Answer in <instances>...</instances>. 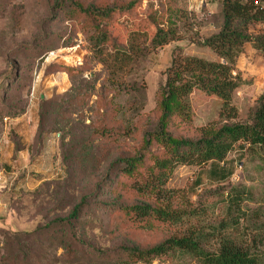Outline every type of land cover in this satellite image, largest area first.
<instances>
[{
    "label": "rangeland",
    "instance_id": "1",
    "mask_svg": "<svg viewBox=\"0 0 264 264\" xmlns=\"http://www.w3.org/2000/svg\"><path fill=\"white\" fill-rule=\"evenodd\" d=\"M59 1L63 0H0V168L4 177H9L6 173H13L14 166L6 160L9 138L14 134L10 132L11 126L5 127L8 114L19 116L28 109L35 113L30 119L36 120L38 116L40 123V106L44 100L49 113L43 123L44 129L53 131L57 146L49 159L53 166L45 161L39 169L51 180L35 195L33 203L28 198L16 203L18 211L25 210L20 215L30 221L36 220L39 214L44 225L55 217L67 216L82 197L92 194L94 199L89 211L76 225L81 239L104 249L125 243L151 247L167 237V229L160 227L142 233L122 230L120 216L101 209L99 203L117 200L131 204L139 198L129 190L127 180L120 183L119 178L112 177L105 184V176L113 161L133 155L142 141L143 132L155 121L157 92L166 80L175 50L181 47L188 55L207 61L217 60L211 49L201 46V41L218 33V30H211L215 27L212 23H219L218 2L213 0L200 5L197 0H143L132 14L117 19L111 26L117 45L130 48L131 56L112 48L106 49L104 57L98 61L81 25L67 22L63 14L55 10L54 5ZM79 1L89 4L115 0ZM189 10L192 17L187 16ZM168 16L182 40L149 55L148 39L155 26L167 27ZM261 32H264V24L251 29L253 35ZM138 56L146 57L136 63ZM63 67L72 70L71 75L61 71ZM133 67L137 71L134 79L143 80L146 86L141 115H129L124 119L113 117L112 123L110 119L104 123L109 110L131 101L128 95H121L110 87L108 81H128ZM233 74L242 81L234 93V105L239 112L238 121H243L264 93V54L256 51L251 43L246 44ZM191 106L192 121L174 129L178 135L196 137L201 128L220 123L222 102L217 97L195 91ZM92 122L94 128L104 124L117 130L130 127L131 135L111 144V155L104 160L100 147L105 146V142L94 138V143L88 144L94 131L88 128ZM152 151L164 154L161 148ZM167 188L184 191L194 206L199 201L201 205L208 202L215 213L220 211L224 193L239 192L248 216L246 233L240 231L238 221L231 220L226 235L264 259V152L255 156L238 146L224 164L180 165L169 179ZM29 245L35 252L42 250L34 239ZM57 245L56 242L45 246L52 251ZM11 251L16 252L17 247L13 245ZM4 254L0 244V257ZM45 255L49 256L50 264H72L71 259L63 257L61 249ZM87 264L94 262L89 258ZM153 264L198 263L187 257Z\"/></svg>",
    "mask_w": 264,
    "mask_h": 264
},
{
    "label": "trees",
    "instance_id": "2",
    "mask_svg": "<svg viewBox=\"0 0 264 264\" xmlns=\"http://www.w3.org/2000/svg\"><path fill=\"white\" fill-rule=\"evenodd\" d=\"M142 1L115 0L110 3L85 4L79 0H63L57 2L54 8L63 14L67 22H78L81 25L94 58L101 61L106 49L124 51L131 56L130 48L117 45L112 37L111 26L117 19L132 14ZM217 2L219 23L212 25L218 33L201 41V46L211 49L217 60L207 61L188 55L181 47L175 50L171 66L166 72V80L160 84L157 92L155 121L143 132L142 141L133 155L117 158L105 176V184L112 177L119 178L120 183L123 179L127 180L129 190L139 199L131 204L117 200L99 203L101 209L120 216L122 230L142 233L163 227L169 233L167 237L151 247L125 243L105 249L81 239L76 225L91 207L94 198L90 194L82 197L67 216L55 217L44 225L37 214L36 220L32 218L27 221L30 223L28 229L13 231L0 227V244L5 252L0 257V264H50L47 260L49 256L45 254L56 253L59 249L63 250L64 258L71 259L72 264H87L89 258L94 264H153L155 261L163 263L187 257L198 264H264L260 255L226 235L231 220L238 221L240 231L246 233L248 216L239 192L230 191L228 195L224 193L220 211L215 213L208 202L201 205L199 201L194 206L184 191L167 188L169 179L180 165L204 167L224 164L238 146L255 156L264 152V93L249 111L247 118L238 121L239 112L234 105V93L242 81L233 74L246 44L251 43L256 51L264 54V32L257 35L251 33L254 26L264 24V0ZM187 12V16H193L190 10ZM181 40L175 23L168 16L167 27L155 26L154 33L148 39L147 53L150 55ZM145 57L138 56L136 63ZM61 71L69 75L72 72L66 67ZM135 75L137 71L133 67L128 81H108L110 87H114L121 95H128L131 101L126 105L114 106L113 111L109 110L104 123L106 119L112 123L113 117L121 116L124 119L129 115H141L146 100V86L143 80L139 82L134 79ZM195 91L208 97H217L222 102L220 123L201 128L196 137L178 135L174 129L180 125L187 126L192 121L191 97ZM46 105L42 100L39 148L46 136L55 135L53 131L44 129L43 123L49 116ZM8 117L16 115L9 113ZM88 128L94 129L89 145L94 143V138L105 142L106 145L100 147L104 160L111 155V144L129 138L132 131L130 127L117 130L105 124L94 128L93 122ZM11 140L17 155L22 150L21 143L15 134H12ZM157 148L163 149L164 154H154L152 149ZM46 184L43 183L28 198L32 203L35 195ZM23 211L24 208L19 213ZM41 238L44 240L41 241ZM227 238L232 241L229 242ZM31 239L39 245L40 250L42 248L41 252L31 249ZM56 242L57 248L52 251L45 246ZM13 245L17 247L16 252L11 251Z\"/></svg>",
    "mask_w": 264,
    "mask_h": 264
},
{
    "label": "crops",
    "instance_id": "3",
    "mask_svg": "<svg viewBox=\"0 0 264 264\" xmlns=\"http://www.w3.org/2000/svg\"><path fill=\"white\" fill-rule=\"evenodd\" d=\"M211 30L217 29L211 28ZM34 114L27 109L19 116L5 119L6 129L9 126L12 127L11 129L14 131L10 132H14L18 136L22 146V150L16 155L15 146L10 137L6 160L10 166H14L13 173H6L9 177H4L3 170L0 168V227L13 231L30 228V223H27L20 215L15 206L16 203L29 198L43 183L51 180L39 168H42L45 161H48L49 165L52 163L53 166V161L49 159L53 150L56 152V139L54 135H48L45 137L42 147H38L40 145L38 144L39 117L37 116L36 120H31L30 116L34 117Z\"/></svg>",
    "mask_w": 264,
    "mask_h": 264
},
{
    "label": "built area",
    "instance_id": "4",
    "mask_svg": "<svg viewBox=\"0 0 264 264\" xmlns=\"http://www.w3.org/2000/svg\"><path fill=\"white\" fill-rule=\"evenodd\" d=\"M200 5H206L210 0H197Z\"/></svg>",
    "mask_w": 264,
    "mask_h": 264
},
{
    "label": "water",
    "instance_id": "5",
    "mask_svg": "<svg viewBox=\"0 0 264 264\" xmlns=\"http://www.w3.org/2000/svg\"><path fill=\"white\" fill-rule=\"evenodd\" d=\"M224 63V62H223ZM225 64V63H224Z\"/></svg>",
    "mask_w": 264,
    "mask_h": 264
}]
</instances>
